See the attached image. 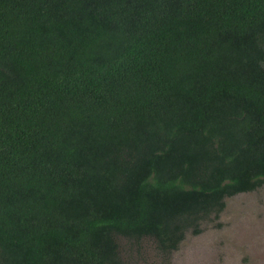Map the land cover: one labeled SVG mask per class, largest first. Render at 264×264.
Listing matches in <instances>:
<instances>
[{"label":"trees","instance_id":"1","mask_svg":"<svg viewBox=\"0 0 264 264\" xmlns=\"http://www.w3.org/2000/svg\"><path fill=\"white\" fill-rule=\"evenodd\" d=\"M264 191V0H0V264L165 259Z\"/></svg>","mask_w":264,"mask_h":264},{"label":"rangeland","instance_id":"2","mask_svg":"<svg viewBox=\"0 0 264 264\" xmlns=\"http://www.w3.org/2000/svg\"><path fill=\"white\" fill-rule=\"evenodd\" d=\"M118 241L125 264H264V191L230 198L220 218L188 235L168 260L153 240Z\"/></svg>","mask_w":264,"mask_h":264}]
</instances>
